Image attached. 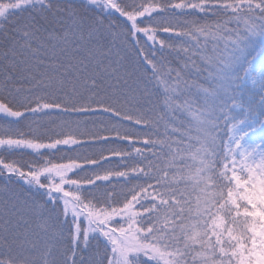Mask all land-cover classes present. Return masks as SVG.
<instances>
[{
    "label": "snow or ice",
    "instance_id": "snow-or-ice-1",
    "mask_svg": "<svg viewBox=\"0 0 264 264\" xmlns=\"http://www.w3.org/2000/svg\"><path fill=\"white\" fill-rule=\"evenodd\" d=\"M258 40L264 0H0V264H264Z\"/></svg>",
    "mask_w": 264,
    "mask_h": 264
},
{
    "label": "rangeland",
    "instance_id": "rangeland-1",
    "mask_svg": "<svg viewBox=\"0 0 264 264\" xmlns=\"http://www.w3.org/2000/svg\"><path fill=\"white\" fill-rule=\"evenodd\" d=\"M253 55L256 57L255 63L257 64V67L259 65V62L261 59H264V41H257L255 45V51ZM259 100V96L257 95L255 97V100ZM259 103V101H257ZM252 108V106H251ZM260 111H251L248 106V98H244V107L242 109H237V111L234 113L236 117L237 123L240 121H245V124H241L240 127L244 128L247 126V123H251L253 125L254 131L252 128L248 129V137H245L246 140L249 141V143L253 145H260L264 144V110L259 108ZM259 116H261V121L258 120Z\"/></svg>",
    "mask_w": 264,
    "mask_h": 264
},
{
    "label": "trees",
    "instance_id": "trees-1",
    "mask_svg": "<svg viewBox=\"0 0 264 264\" xmlns=\"http://www.w3.org/2000/svg\"><path fill=\"white\" fill-rule=\"evenodd\" d=\"M257 101H259V100L256 99L255 102L252 104V108H250V112H251V111H260V110H259L260 106H259V103H258ZM261 118H262V117L259 116L258 120L261 121ZM3 123H4V121H3V120H0V126H2Z\"/></svg>",
    "mask_w": 264,
    "mask_h": 264
}]
</instances>
